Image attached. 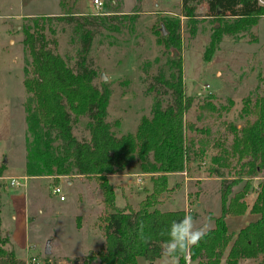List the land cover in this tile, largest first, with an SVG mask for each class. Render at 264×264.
<instances>
[{"label":"trees","instance_id":"16d2710c","mask_svg":"<svg viewBox=\"0 0 264 264\" xmlns=\"http://www.w3.org/2000/svg\"><path fill=\"white\" fill-rule=\"evenodd\" d=\"M109 3L115 8L113 14L86 17L68 7L65 0H59L60 14L26 17L22 25V43L29 56L23 71L28 134L25 174L30 178L82 176L98 180L103 204L110 209L103 219L104 245L97 253L84 256L82 264H139V258L152 264L160 259V245L168 238L170 223L187 214L184 210L161 211L156 207L158 198L167 189V174L182 172L187 163L207 157V175L219 180L220 213L213 217V227L207 235L181 257L179 264H186V259L194 264H238L241 260L264 264V88L252 101L243 98L239 111L243 123L228 121L225 130H221L219 126L211 129L208 125L198 128L184 121L193 97L185 93L182 81L179 18L189 23L200 14L195 13L194 0H180L179 14L161 16L157 30L156 42L168 55L148 86L155 92L151 113L140 118L134 133L116 136L106 120L110 87L106 82L99 85L94 82L98 72L86 59L94 34L87 26L98 19L104 25L106 18L127 17L116 10L120 0ZM205 6L202 16L212 23L202 53L205 62L222 37L238 40L251 36L252 28L264 16V6L257 0H205ZM60 22L71 24L75 32H80L81 48L73 66L48 47L46 30L54 33L53 25ZM161 95H166L164 104ZM226 101L227 106L216 108L210 97H204L197 107L209 113L227 110L232 100ZM83 117L87 118L88 137L78 138L74 125ZM216 117L218 114L213 119ZM196 119H202L201 113ZM133 162L138 164L140 173L150 175L151 192L136 209L116 207L109 175L126 173ZM254 178L258 182L249 212L257 218L233 237L227 233L224 217L240 215L247 209L243 198L251 191ZM241 182L240 189L233 191ZM141 222L144 235L150 238L148 243L140 239ZM0 264H26L16 258L8 239L1 235Z\"/></svg>","mask_w":264,"mask_h":264},{"label":"rangeland","instance_id":"374dc122","mask_svg":"<svg viewBox=\"0 0 264 264\" xmlns=\"http://www.w3.org/2000/svg\"><path fill=\"white\" fill-rule=\"evenodd\" d=\"M92 1L65 0L68 7L81 11L86 17H108L114 13L110 0H102L100 10L92 5ZM194 3L195 13L200 15L189 23L183 17L179 18L182 81L185 93L193 97L184 113V121L198 128L208 125L211 129L219 126L225 130L228 121L243 123L239 117L243 98L249 97L252 101L264 88V16L252 28L251 36L238 40L222 37L209 61L205 62L202 53L209 41L212 23L202 16L206 11L205 0H194ZM60 8L59 0H0V235L8 239L16 258L26 264H66L64 260L69 264H82L84 256L94 254L92 251L98 252L102 247L103 219L110 211L103 204L102 191L94 177L30 179L25 174L28 134L23 107L26 97L23 71L29 56L22 43V25L26 17L60 14ZM116 10L127 17L106 18L104 25L98 19L87 26L94 34L86 59L98 72L96 84L102 83L101 73L107 77L105 82L111 96L106 120L111 123L115 135L121 136L134 133L140 118L151 113L155 92L148 86L168 55L156 42L157 30L161 16L179 14L180 0H120ZM129 16L135 17L129 19ZM53 28L54 33L46 30L48 47L67 58L73 66L81 48L80 32H75L74 26L65 22L53 25ZM171 51L178 53L174 49ZM204 97H210L216 108L227 106V98L232 103L227 110L201 112L197 105ZM160 98L164 104L166 95ZM198 113L202 119H196ZM216 114L218 117L213 119ZM86 121L83 117L74 125V134L78 138L88 137ZM202 160L204 158L187 163L185 171L179 175L181 179L190 178L180 180L185 181V191L176 190L175 198L171 199L172 191L180 181L173 184L177 177L170 176L168 181L173 188L166 187L156 204L161 211L177 210L183 208L185 200L187 212L200 217L202 225L199 226H203V219L213 221L220 213L219 180L203 179L212 176L207 175V163ZM126 173L128 175L121 183L123 190L118 185L123 181L120 177L109 178L115 195L114 205L120 208L138 206L152 188L150 176L140 173L136 162L131 163ZM23 177H26L25 186L10 185V178ZM54 185H59L65 200L61 201L52 192ZM241 185L242 182L234 186L233 191L239 190ZM198 202L200 204L196 206ZM241 221V218L227 217L226 223L233 229ZM210 226L213 222L207 224ZM48 242L51 253L44 255ZM138 263L151 264L143 258H139ZM252 263L248 260L240 262ZM154 264H161V260Z\"/></svg>","mask_w":264,"mask_h":264},{"label":"clouds","instance_id":"9594fccd","mask_svg":"<svg viewBox=\"0 0 264 264\" xmlns=\"http://www.w3.org/2000/svg\"><path fill=\"white\" fill-rule=\"evenodd\" d=\"M143 227L141 222L139 225L140 239L148 243L150 238L144 235ZM207 232V225L197 227L190 213L185 214L179 220L172 221L166 233L168 238L160 245L161 264H179L181 257L186 256L190 249L207 235Z\"/></svg>","mask_w":264,"mask_h":264},{"label":"crops","instance_id":"0c3cea01","mask_svg":"<svg viewBox=\"0 0 264 264\" xmlns=\"http://www.w3.org/2000/svg\"><path fill=\"white\" fill-rule=\"evenodd\" d=\"M208 161V160H207ZM207 161L204 159L203 160V162H206L207 163ZM196 162V161H195ZM190 163H193V162H190ZM186 169V168H185ZM185 171V170H184ZM183 172V171H182ZM182 172H177V173H170V174H167V188L168 189H170L172 186H173V184L174 183H178L180 180H186V179H190V178H187V177H184V179H181V178H179V175H181V173ZM136 174V173H135ZM139 174V173H138ZM128 174L127 173H118V174H111V175H109V178L111 179V178H114V177H120L123 181H121L118 185L121 187V189L123 190V187H124V185L123 184H121V183H124V177L125 176H127ZM147 175V174H146ZM148 176H150V175H148ZM170 176H176L177 177V179L176 180H173V184L172 185H169V181H168V178L170 177ZM34 178H36V177H33V178H30V179H34ZM200 179V178H199ZM203 179H206V180H209V179H214V180H217V178H215V177H205V178H203ZM67 182H68V184H71V181L70 180H67ZM184 182V183H183ZM183 182H181L180 181V185H178V187L176 188V189H174L173 191H172V196H171V199H173V198H175V192H176V190H178V189H183L184 191H185V181H183ZM257 178H254L252 181H251V185H252V189H251V191L250 192H248L245 196H244V202H245V204L247 205V209L242 213V214H240V215H227V216H225L224 217V222H225V225H226V230H227V233L228 234H231V235H233V237H234V235L237 233V231L240 229V228H242L244 225H246L249 221H253V220H255L256 218H257V215L256 214H253V213H250L249 212V207L251 206V204H252V202L254 201V198H255V189H256V184H257ZM150 183L152 184V182H151V180H150ZM115 185V184H114ZM177 185V184H176ZM173 188V187H172ZM149 189V188H148ZM218 196H219V194H218ZM247 197V198H246ZM198 204H200V202H198V203H196V206L198 205ZM133 209H136L137 208V206L136 207H132ZM158 208V207H157ZM160 209V208H159ZM161 210V209H160ZM177 210H184L187 214H188V212H187V210H188V206H187V204L185 203V200H184V205H183V208H181V209H177ZM163 211H172V210H163ZM196 214H198L197 212H195ZM193 216V218H194V220L196 221V226L197 227H202V226H199V225H202L201 224V221H200V217L199 216H196V215H192ZM227 217H232V218H241L242 219V221L241 222H239L238 224H236V226H235V228H233V229H229L228 228V226H227V223H226V221H227ZM204 220V224H203V226L204 225H207L208 223H210L211 225H212V219H209V220H206V219H203ZM213 227V226H212ZM211 226L210 227H208V229H210V228H212ZM102 235H103V232H102ZM103 245H104V237H103V244H102V247H103ZM102 247L100 248V250L102 249ZM99 250V251H100ZM94 254L95 253H97V252H94V251H92ZM227 252V249H226V251H225V253ZM225 255L226 254H224V256H223V258L221 259V262L223 263V260H224V258H225ZM158 260H160V259H158ZM157 260V261H158ZM65 261V263L66 264H69V263H67V260H64ZM242 261V260H241ZM241 261H239L238 262V264H240V262ZM156 262V261H155ZM154 262V263H155ZM153 263V264H154ZM186 264H194V263H190V262H188V260L186 259Z\"/></svg>","mask_w":264,"mask_h":264},{"label":"built area","instance_id":"2783aa9c","mask_svg":"<svg viewBox=\"0 0 264 264\" xmlns=\"http://www.w3.org/2000/svg\"><path fill=\"white\" fill-rule=\"evenodd\" d=\"M257 3L259 5H262L264 6V0H257ZM92 5L97 9V10H100L103 8V1L102 0H93L92 1ZM21 179L23 181H21ZM10 185L11 186H14V187H19V186H25L26 185V177H23V178H10ZM52 192L56 195L59 196V199L61 201L65 200V196L60 194L61 190H60V187L59 185H54L53 186V189H52Z\"/></svg>","mask_w":264,"mask_h":264},{"label":"water","instance_id":"95a60500","mask_svg":"<svg viewBox=\"0 0 264 264\" xmlns=\"http://www.w3.org/2000/svg\"><path fill=\"white\" fill-rule=\"evenodd\" d=\"M106 79H107V77H105V75L103 73H101V75H100V81L101 82H105ZM50 253H51L50 242H48L45 245V248H44V255H50Z\"/></svg>","mask_w":264,"mask_h":264}]
</instances>
